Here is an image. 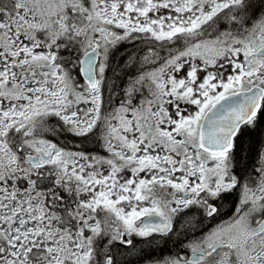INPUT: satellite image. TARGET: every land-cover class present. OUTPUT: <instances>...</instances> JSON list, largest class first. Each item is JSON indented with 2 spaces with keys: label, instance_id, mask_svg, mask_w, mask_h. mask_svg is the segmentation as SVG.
<instances>
[{
  "label": "snow or ice",
  "instance_id": "obj_1",
  "mask_svg": "<svg viewBox=\"0 0 264 264\" xmlns=\"http://www.w3.org/2000/svg\"><path fill=\"white\" fill-rule=\"evenodd\" d=\"M0 264H264V0H0Z\"/></svg>",
  "mask_w": 264,
  "mask_h": 264
},
{
  "label": "trees",
  "instance_id": "obj_2",
  "mask_svg": "<svg viewBox=\"0 0 264 264\" xmlns=\"http://www.w3.org/2000/svg\"><path fill=\"white\" fill-rule=\"evenodd\" d=\"M246 139H247V138H246ZM145 247H147V246H145ZM161 247H163V246H161ZM170 248H171V245H168V247H167V248H163L162 251L157 250V251L153 252V253H152V256H156V255H160V254H162V253H164V252H168V249H170Z\"/></svg>",
  "mask_w": 264,
  "mask_h": 264
},
{
  "label": "flooded vegetation",
  "instance_id": "obj_3",
  "mask_svg": "<svg viewBox=\"0 0 264 264\" xmlns=\"http://www.w3.org/2000/svg\"><path fill=\"white\" fill-rule=\"evenodd\" d=\"M215 223V222H214ZM165 255H168V252H164V253H162V254H160V255H156V256H153L154 258H161V257H163V256H165Z\"/></svg>",
  "mask_w": 264,
  "mask_h": 264
}]
</instances>
